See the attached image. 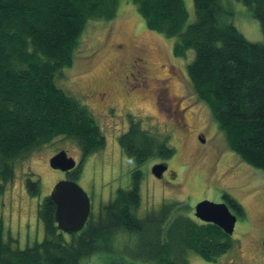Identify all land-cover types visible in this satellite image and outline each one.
I'll use <instances>...</instances> for the list:
<instances>
[{"label": "trees", "instance_id": "16d2710c", "mask_svg": "<svg viewBox=\"0 0 264 264\" xmlns=\"http://www.w3.org/2000/svg\"><path fill=\"white\" fill-rule=\"evenodd\" d=\"M248 7L264 37V0H236ZM146 28L175 38L173 55L194 51L186 68L197 99L206 104L226 146L246 166L264 174V42L251 43L226 22L230 13L220 0H193L195 21L186 26L183 0H132ZM118 0H0V208L6 186L14 179V162L56 137L75 142L82 159L106 145L91 113L55 86L54 76L70 66L87 22L111 21ZM130 122L118 145L133 170V187L92 213L78 233L56 228L55 205L47 196L38 206L44 238L24 249L5 238L0 210V264H187L191 252L215 261L232 247L230 236L213 224L185 216L170 220L177 204H164L144 218L139 185L142 165L169 160L175 149ZM80 166L67 173L78 177ZM30 197L39 195V181H26ZM239 216L243 210L228 201ZM136 236L135 250L118 251L117 236ZM99 261V262H98Z\"/></svg>", "mask_w": 264, "mask_h": 264}, {"label": "rangeland", "instance_id": "374dc122", "mask_svg": "<svg viewBox=\"0 0 264 264\" xmlns=\"http://www.w3.org/2000/svg\"><path fill=\"white\" fill-rule=\"evenodd\" d=\"M183 1L189 26L195 21L193 0ZM220 5L230 13L226 22L243 38L251 43L264 42L261 26L246 5L236 0H220ZM117 11L111 21L87 22L70 66L53 78L58 89L89 110L105 138V148L82 159L79 146L60 136L15 161L14 179L1 197L5 238L10 235L20 249L44 238L37 219L38 206L57 182L67 179L49 165L59 152L72 158L76 168L81 165L74 182L88 195L94 216L118 189H131L136 165L121 151L118 139L134 121L154 139H167V146L175 149L174 156L164 160L174 173L173 179L156 181L149 176L150 163L139 168L143 177L136 215L144 218L164 204H177L170 220L182 215L193 220L194 207L202 201L225 203L235 215L228 202L232 200L243 215L236 212L231 249L211 262L189 252L187 264H264V181L263 189L256 186L264 177L249 176L251 171L226 146L225 135L207 105L193 93L186 68L194 51L176 58L172 52L176 39L148 30L132 0H118ZM138 58L144 59V65L137 62ZM30 177L39 181L36 198L30 197L26 187ZM117 237L118 251L135 250L136 236Z\"/></svg>", "mask_w": 264, "mask_h": 264}, {"label": "water", "instance_id": "95a60500", "mask_svg": "<svg viewBox=\"0 0 264 264\" xmlns=\"http://www.w3.org/2000/svg\"><path fill=\"white\" fill-rule=\"evenodd\" d=\"M204 143V140H201ZM53 170L67 174L76 168L74 160L64 152H59L49 160ZM165 164L154 165L151 169L153 177L160 179L166 171ZM55 211L56 228L64 234L78 233L89 219L90 200L83 189L72 180L57 182L51 194ZM195 218L205 224H213L228 236H232L236 224V216L228 210L225 203L215 204L202 201L194 207ZM264 247V243H263Z\"/></svg>", "mask_w": 264, "mask_h": 264}, {"label": "flooded vegetation", "instance_id": "af4514ba", "mask_svg": "<svg viewBox=\"0 0 264 264\" xmlns=\"http://www.w3.org/2000/svg\"><path fill=\"white\" fill-rule=\"evenodd\" d=\"M143 53H144V52H143ZM145 55H146V53H144V57H145ZM137 62H139V63H141L142 65H144V64H143V63H144V59H142V58H138ZM157 164H165V163H164V161H162V160H159V159H153V161L150 162V171H151L152 167H153L154 165H157ZM165 165H166V164H165ZM166 166H167V165H166ZM245 167H247L248 172L251 171L249 176L252 175V176H253V179H255L254 177H256V178L264 177V174H263V173H260L259 171L255 170V169L252 168L251 166L249 167V166H246V165H245ZM134 170H135V169H134ZM65 175L67 176V174H65ZM149 176L153 177V175H152V171H151V173H150ZM252 176H251V177H252ZM259 176H260V177H259ZM164 177H167V180H168V178H169V179H173V178H174V173L171 172V171L169 170L168 166L166 167V171L164 172V174L162 175V177H161L160 179H157V180L155 179V180L158 181L159 183H161V182L164 181ZM263 181H264V178H262L261 181L259 180L260 184H256V182H255L256 186L258 187V185H259V187L262 188V183H263ZM257 183H258V182H257ZM140 184H141V182H140ZM259 187H258V188H259ZM139 189H140V185H139ZM262 189H263V188H262ZM262 189H261V190H262ZM234 214L236 215V211H235ZM236 216H237V215H236Z\"/></svg>", "mask_w": 264, "mask_h": 264}]
</instances>
